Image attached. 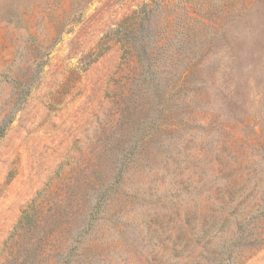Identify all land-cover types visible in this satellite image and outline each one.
<instances>
[{
  "label": "rangeland",
  "instance_id": "rangeland-1",
  "mask_svg": "<svg viewBox=\"0 0 264 264\" xmlns=\"http://www.w3.org/2000/svg\"><path fill=\"white\" fill-rule=\"evenodd\" d=\"M0 264H264V0H0Z\"/></svg>",
  "mask_w": 264,
  "mask_h": 264
}]
</instances>
